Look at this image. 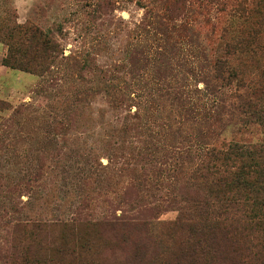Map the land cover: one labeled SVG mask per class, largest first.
Returning <instances> with one entry per match:
<instances>
[{
	"label": "rangeland",
	"instance_id": "1",
	"mask_svg": "<svg viewBox=\"0 0 264 264\" xmlns=\"http://www.w3.org/2000/svg\"><path fill=\"white\" fill-rule=\"evenodd\" d=\"M20 25L55 44L43 76L2 65ZM219 59L243 86L215 79ZM263 72L264 0H0V264H76L62 223L78 213L175 219L206 148L264 144V99L246 96ZM96 249L86 260L125 256Z\"/></svg>",
	"mask_w": 264,
	"mask_h": 264
},
{
	"label": "trees",
	"instance_id": "2",
	"mask_svg": "<svg viewBox=\"0 0 264 264\" xmlns=\"http://www.w3.org/2000/svg\"><path fill=\"white\" fill-rule=\"evenodd\" d=\"M3 33L9 40L3 66L43 76L48 60L50 69L55 44L46 32L35 25H20L4 28ZM226 48L245 53L253 49L246 40H236ZM215 66V79L223 86L232 82L244 85L243 76L227 59L216 60ZM246 96L255 100L247 106L255 108L256 102L264 99V83H251ZM191 110L184 109V115ZM190 148L180 144L170 155ZM205 150L204 161L193 175L196 183L184 186L181 192L186 199L173 200L178 205L175 219L154 222L153 209L137 205L134 212L119 216L110 211L90 220L78 213L62 223L74 239L67 249L72 260L102 264L84 257L97 245L96 250L125 255L117 264H264V144L220 141ZM168 156L152 165L154 174L159 175L158 166H165ZM132 195L138 198L135 190L127 196L132 200Z\"/></svg>",
	"mask_w": 264,
	"mask_h": 264
}]
</instances>
